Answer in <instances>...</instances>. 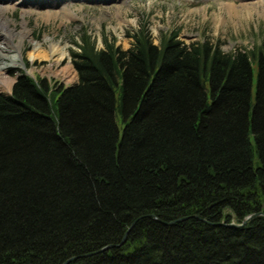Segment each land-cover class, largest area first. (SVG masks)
Instances as JSON below:
<instances>
[{"label": "trees", "instance_id": "trees-1", "mask_svg": "<svg viewBox=\"0 0 264 264\" xmlns=\"http://www.w3.org/2000/svg\"><path fill=\"white\" fill-rule=\"evenodd\" d=\"M178 35L0 91V264H264V41Z\"/></svg>", "mask_w": 264, "mask_h": 264}, {"label": "rangeland", "instance_id": "rangeland-1", "mask_svg": "<svg viewBox=\"0 0 264 264\" xmlns=\"http://www.w3.org/2000/svg\"><path fill=\"white\" fill-rule=\"evenodd\" d=\"M29 5H20L16 0L5 1L7 10L3 15L13 19L15 28L31 30L22 43V55L16 66H10L0 75V91L10 92L16 76L26 73L34 79L45 78L54 85H71L78 80L71 52L78 51L77 45L84 34L103 48V38L122 50L132 44L129 37L145 24L157 43L160 34L173 30L185 43L208 40L221 43L225 52L252 48L264 41V0L263 8L248 11L238 8L241 16H233L227 4L239 6L245 0H31ZM62 2V3H61ZM56 3H60L57 5ZM259 3V2H258ZM68 5L74 15L62 14L52 18L39 15V11L60 10ZM26 14L25 16L23 14ZM43 43L47 49L51 43L58 45L63 54H56L38 61L29 58V50L35 43ZM10 54V53H9ZM11 55V54H10ZM62 56L61 59H59ZM256 71L253 72V90ZM117 100L120 88H116ZM117 121L122 126L120 116Z\"/></svg>", "mask_w": 264, "mask_h": 264}, {"label": "bare ground", "instance_id": "bare-ground-1", "mask_svg": "<svg viewBox=\"0 0 264 264\" xmlns=\"http://www.w3.org/2000/svg\"><path fill=\"white\" fill-rule=\"evenodd\" d=\"M11 0H0V75L2 72H5L10 66H16L18 58L22 55V43H24L27 35L31 34V30L26 29V27H22L21 30L15 28V23L13 19L7 18L3 15L4 11H7L2 4ZM20 5H29L32 3L31 0H16ZM259 2V3H258ZM251 1L245 0L241 2L239 6H236L235 3L227 4V7H230V10L233 12V16H241L239 13L241 9L248 11L251 13V10H255L257 8L262 9L263 3L260 1ZM62 3V2H61ZM60 5V3H56ZM238 8H241L240 10ZM66 13L68 15H74V11L68 7V5H62L60 10H45L39 11V15H48V17L57 18L62 17V14ZM26 15L25 13L23 14ZM11 55H10V54ZM56 54H63L61 48L58 45L51 43L50 47L47 49L44 47L43 43L36 42L35 45L29 50V58L32 60L37 59L38 61H42L44 59H48L51 56H55ZM62 56L59 58L61 59Z\"/></svg>", "mask_w": 264, "mask_h": 264}, {"label": "water", "instance_id": "water-1", "mask_svg": "<svg viewBox=\"0 0 264 264\" xmlns=\"http://www.w3.org/2000/svg\"><path fill=\"white\" fill-rule=\"evenodd\" d=\"M252 215H254V214H251V215L247 216V217L243 220V222H245V221H246L249 217H251ZM229 225H235V224H234V223H230ZM125 237H126V234L124 235V237H123L121 243L124 242ZM106 247H110V245H108V246H106Z\"/></svg>", "mask_w": 264, "mask_h": 264}]
</instances>
